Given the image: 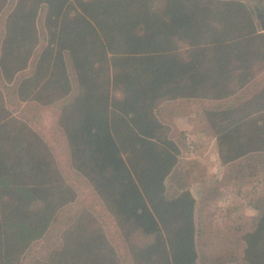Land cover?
<instances>
[{"label":"trees","instance_id":"trees-1","mask_svg":"<svg viewBox=\"0 0 264 264\" xmlns=\"http://www.w3.org/2000/svg\"><path fill=\"white\" fill-rule=\"evenodd\" d=\"M259 26L246 0H0V264H200L177 175L193 143L162 110L217 102L220 157L264 153ZM45 109L56 146L37 127ZM256 209L241 258L218 264H264Z\"/></svg>","mask_w":264,"mask_h":264},{"label":"crops","instance_id":"crops-1","mask_svg":"<svg viewBox=\"0 0 264 264\" xmlns=\"http://www.w3.org/2000/svg\"><path fill=\"white\" fill-rule=\"evenodd\" d=\"M246 1L264 33V0ZM252 84H264V69H257ZM220 108L208 100H176L165 103L161 115L171 132L184 134L193 143V150L179 158L177 175L195 200L200 264H218L227 253L226 257L240 259L243 236L258 212L256 206L264 208V153L229 160L220 157L219 130L206 118L208 111ZM167 186L171 190L169 181Z\"/></svg>","mask_w":264,"mask_h":264},{"label":"rangeland","instance_id":"rangeland-1","mask_svg":"<svg viewBox=\"0 0 264 264\" xmlns=\"http://www.w3.org/2000/svg\"><path fill=\"white\" fill-rule=\"evenodd\" d=\"M55 121L56 118L54 117L52 110L45 109L44 111L39 112V123L37 126L38 130L44 135L45 139L48 140L50 144H54L56 146L59 144L58 142H62V140L60 138V135L57 133ZM74 186H76L79 193V202L92 207V210L98 218V221L102 225V227L111 230V219L109 218V216H106L103 207L95 202L93 198L94 194L91 192L89 186L83 181L74 183Z\"/></svg>","mask_w":264,"mask_h":264}]
</instances>
